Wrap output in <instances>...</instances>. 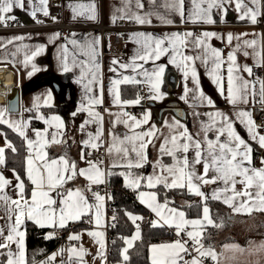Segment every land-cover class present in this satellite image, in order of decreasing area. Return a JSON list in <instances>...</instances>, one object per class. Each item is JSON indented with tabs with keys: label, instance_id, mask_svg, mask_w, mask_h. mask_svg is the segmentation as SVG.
<instances>
[{
	"label": "crops",
	"instance_id": "crops-1",
	"mask_svg": "<svg viewBox=\"0 0 264 264\" xmlns=\"http://www.w3.org/2000/svg\"><path fill=\"white\" fill-rule=\"evenodd\" d=\"M166 2L170 3V0H141V3L144 5L143 8H137L135 0H47V10L48 15L45 16L43 12H37L40 14L42 19L40 20L41 24L49 25L53 24L56 19L60 20L67 25H70L72 29L68 34H62L58 30L54 29H43L35 32H1L0 33V69L8 71L13 77L12 85H8V89L13 92L14 90L18 91V112L9 113L6 112L4 115L5 120L11 121H20L27 125L24 128L25 137H21L18 132L14 131L13 128L9 127L6 123H0L7 126L14 132H16L23 140L25 145V170L27 168L26 160L29 158V149L27 147V140L37 141L35 133L39 131L42 136L40 141L34 144L32 150V157L35 160L36 151H40L41 154L46 153L45 159L50 163L52 160L60 161L61 157H64L69 165L74 163L76 165L77 174L73 176L72 179L66 180L62 187L56 189L51 193L53 199L57 201V204L54 205L57 209V219L59 213V201L66 196L67 191H76L80 190L85 199L89 204L93 205L91 209L88 210L86 215H83L77 221H68L66 222L65 227H41L49 228L54 232L49 233L48 235L53 238L60 232V229L68 228L67 233L65 234L66 245L63 249V254L66 255L67 264H107L104 259V255L107 254L108 250V233L105 229L106 215H107V204L106 197L102 192H97L99 196L103 197L102 201H97L95 199V194H89V186L91 185H100L103 186L106 184V170L108 168H128L126 165L129 160L135 161V153L129 152L127 158L124 157L123 152H117L116 148L118 147H128L131 148L130 143L121 145L120 140H123L126 136H133L135 134L147 131H154V135L151 138H145L146 140L150 139L151 142L147 144L145 154L148 157V162L143 165V167L136 168L142 169L145 171L144 180L142 182L143 188L140 187V180L136 179L134 176L127 174V178L130 179L129 185H132L134 181L139 180V187L128 186L132 191L137 188V191H134L135 199L137 202L145 207L151 217L152 222H157L158 226L170 227L165 223V219L172 221V226L176 233L177 229L175 224L183 223L181 218L178 215L169 213L168 209H176L177 212H183L180 209H177L169 204L162 209L163 218L157 216L147 205L142 203L139 198L141 192L145 193L143 199L150 203H159L164 204L157 199L153 202L149 200L150 194H154L150 189L156 187L157 185H164V182L155 184L154 187H148V177L152 176H164L168 177L169 183L171 182V175L166 171H161V169L156 165L157 161L164 164L166 167L172 166L175 161L172 156L167 155L166 153H161L160 145L164 143L165 139L171 138L172 135L180 136V133H183L185 129L187 134L190 135L194 141H199L202 145V153L207 157L208 145L207 140L213 142L216 141L217 137H220L221 142L228 141L227 131L223 135L220 134L218 129L222 126L221 117L215 116V113H222L223 115L229 118V121L232 123V127L235 129L236 134L241 137L250 147L251 145H256L259 152L257 157H262L264 159V148H260L258 144V137L264 135V125L259 128V132L256 133L254 129V134L257 136V139L254 140L249 134L247 127V118L238 116V113L241 111H247L251 113V119L254 121L252 108L261 104V84L258 81H264V0H259L258 4L253 5L251 0H241L242 10H246L251 7L257 10V22L252 23L249 18L243 20L240 19L241 12L236 10L237 0H231V3H225L222 8H213L212 9V18L213 23L208 24L201 21L191 22L187 20V16L190 11L194 10L191 0H184V11L185 19L182 20L180 15L173 9L166 7ZM34 4L38 5V0H34ZM25 9L21 10L19 8H14L13 12L7 15H14L21 24L23 25H32L35 23V18L29 15V12L32 11V7L27 5V0H25ZM84 5L85 14L83 16H75L73 14V7ZM95 6V20H89L86 17L91 14L89 9L91 6ZM206 7V5H202ZM58 15L56 17L52 14L51 9ZM148 13H152L148 17L150 23L139 24L132 19H116L113 21V17H119L122 15H132L139 14L141 16H146ZM158 15L164 16L165 19L172 20L171 24H167L158 19ZM104 24L109 26H115L113 30H106L103 33H99L95 29L96 26ZM145 33L151 34L156 38H163L166 35L170 36L172 33L183 34L185 32L193 33L192 37L188 38V43L186 46H182L183 55L192 56V57H203L204 48L203 46L197 47L195 45V39L197 37L202 38V33L209 32L214 33L215 35L211 38H206L205 43L210 46V48H215L221 52V58L224 63L221 65L220 72L223 76L221 81L222 86L224 87V95H221V92L216 83L213 82L210 73L213 70L214 65L212 64L211 57L209 58L208 64L203 63L201 59H194L187 62L189 68H195L197 82L192 80L191 73L187 78L184 76L183 67L184 61L177 57V62L179 67L176 64L169 63L170 54H165L159 60H148L147 62L139 59H134L137 56L138 51L141 50V45L138 44L137 40H143L142 37H137L136 33ZM58 35V38L53 39L54 36ZM232 35L233 39L229 42L228 36ZM113 35H120L126 40L125 47L121 54H111L110 50V38ZM15 37H23L21 40H16ZM99 39V44L95 46L96 48V62L99 64V71L96 73L97 82L89 85L92 88L91 92L86 91L85 85H88L90 75H86L85 78L77 83V80L80 79L81 68L79 66L73 67L71 71L64 72L62 69V60L63 48L67 47L69 64L71 66L72 55L76 54L77 61L84 60L88 62L91 67V61L89 57L80 55V49L74 48L68 41L71 39L77 40L81 45L85 44L88 41H94ZM11 41V43H9ZM252 41H255V44H251ZM37 46H42L44 51L39 56H36L34 59L25 63L26 55H31L32 51L35 50ZM235 50L236 65L239 67V75L242 76L245 80L249 81L250 93L248 96V103H239L237 105H232L228 103L225 99L227 94V67L228 61L227 56L229 52ZM245 52L248 55H245ZM116 60L118 63L113 64L112 61ZM35 64L39 69L38 71L33 72L32 65ZM121 64H128L130 67L122 68ZM137 65L135 71L131 65ZM164 67V73L159 83V93L162 95V98L151 99L146 106L141 109V112L136 115H124V110L127 107H133L137 104H126L115 103V97L117 91L121 85H144L147 90L154 91L152 89V83H155V78H153L150 83L148 78L143 76L144 71L149 73L153 72L158 66ZM259 65V66H257ZM247 66L249 68L255 69V67L262 69V74L254 75L253 73L249 75L247 72L243 71V68ZM111 69H115L112 71ZM171 72V75L174 77L175 84L173 88H170L166 83V78ZM33 74L29 76V73ZM87 73V69H85ZM52 75L63 81L65 90L62 96L56 97L52 89L48 84L41 86H36L35 88H29L28 84L39 78L40 76ZM125 76L133 77L136 82L122 83L118 86H113V80H123ZM256 93L255 96L251 95L253 90ZM113 88L111 94L109 89ZM185 88L188 89L187 94L185 93ZM8 91V93L10 92ZM51 92V100L46 105L45 99L47 98V93ZM200 93H203L208 100L212 101V104L209 105L207 100L200 97ZM12 94V93H11ZM10 94V95H11ZM156 92L154 91V96ZM3 97L5 95H2ZM120 96V93H119ZM0 102V110L6 108V99ZM89 97H95L101 100V103L96 105L89 104ZM122 102L127 101L122 99ZM168 101H177L180 103L181 107L184 110V118H177L171 111H164L161 118L157 114V108H160L164 103ZM155 105L156 108L153 109L152 106ZM49 108H56L58 111L56 113H50L45 111ZM87 108L94 113H98L100 119L95 120L88 115V111H77V109ZM75 113V115H73ZM148 114L149 119L147 123L141 124L139 127H128L124 123L125 120L128 121L129 125H134V121L128 119V117H135L138 120H142L144 115ZM53 116H59L63 121V126L60 128L56 127V122L51 121L50 118ZM43 117V119H40ZM49 121L45 123V121ZM85 121H89L85 124ZM244 121V122H242ZM32 123L42 124L41 127L33 126ZM182 125V127H176V125ZM81 125H84L83 129ZM153 125L155 128L153 129ZM256 127V126H255ZM101 131L99 140L93 139L97 130ZM47 130V131H45ZM56 133V141L52 142V134ZM207 137V140L205 139ZM47 143H43L44 141ZM6 138L3 135V132L0 130V148H6L5 144ZM85 141H91L98 146L92 147L91 143L85 145ZM8 142V141H7ZM184 142V141H182ZM9 143V142H8ZM139 144V141L136 142ZM234 144V141L232 142ZM43 144V147H41ZM112 148V152L109 153V148ZM168 147H171L169 143ZM215 148L219 149L218 143L215 144ZM252 148V147H251ZM253 149V148H252ZM93 150L100 151V157L93 161L88 160L90 153ZM195 146L190 145V148L187 153L183 151L176 152V156L180 159H183L184 156H187L188 160L191 162L195 159ZM253 157L252 164H259V160L254 157L253 151L251 153ZM92 161L97 164L99 169L104 173L103 183H92L90 180L86 179L84 176L79 175L81 169H88L89 163ZM37 165H41L43 161L36 160ZM63 169V165H58ZM54 168L57 166H53ZM263 167V166H261ZM254 168V167H251ZM255 169V168H254ZM195 171L198 175L204 176V167L203 163L195 164ZM0 174H2L6 179L10 181V184L5 186L4 191L0 192V195H7L11 199H18V189L16 188L17 183L20 181L16 180V174L8 169L4 168V164L0 165ZM94 174V173H90ZM65 175H71V171L65 173ZM217 175V173L210 169L207 176H204L205 179H212ZM237 181L241 178L236 177ZM24 183V182H23ZM194 183L199 187V189L205 188L208 186L206 196L208 200L214 201L212 207L215 203H219V199H212L214 192L218 191L220 199H225L233 195L232 185H228V190L224 191L225 185L222 180H217L215 183L205 184L202 181H194ZM25 187H28V195L26 198H31V191L33 185L27 179L26 173V182L24 183ZM204 186V187H203ZM174 188V187H172ZM180 188V187H175ZM187 187V181H185V187ZM244 185L237 182L235 184L236 192H243ZM189 191V190H188ZM248 191L253 194L257 191L255 187L249 189ZM57 193H62L63 195H58ZM194 194L193 192H190ZM155 195V194H154ZM203 199V198H202ZM247 197H236L235 203H239L241 200H245ZM96 205H99V218L100 224H96L97 218V208ZM227 205V204H226ZM228 206V205H227ZM184 213V212H183ZM215 215L219 218L221 222L222 214L220 212L213 213L212 209L209 211V217L213 221ZM262 221L264 222V212H261ZM204 213L202 218L199 219L203 221V227L193 226V225H183L180 235H185L187 241L179 240L185 243L188 251L186 253L182 252L180 255L183 259L178 261V264H184L185 261H191L193 258H197L198 253L194 250L193 240L188 237L187 232H201L202 235L197 237L200 240L205 249L211 248L218 254V261H213L210 257V262L216 264H224L225 261L231 259L233 256H238L245 254L251 258V262L248 264H253L254 259L262 257L260 264H264V251H257L258 247H255L256 257L248 254L247 252L240 253L232 249H226L225 245H229L228 241L225 242L227 237L231 239L246 237L247 233L243 230L244 225H239L233 227L230 231L222 230L220 227H216V230L204 227H211L208 225L207 221L203 220ZM184 220L193 221L196 219H189L184 213ZM88 220L89 225L81 224L79 227L70 228L71 224L77 225L81 221ZM15 217L11 221L8 220V214L5 212L3 202L0 201V230H3V236L0 237V242L4 241V238L8 234V225L14 223ZM26 221H30L36 226L35 222L25 219L21 224L19 231L24 232V224ZM132 221L135 223L136 220ZM243 222L245 225L254 227L255 223H251L250 219H244ZM215 225H219L215 223ZM40 227V226H38ZM74 228V229H73ZM138 228V226H136ZM131 233L129 237L124 239V250L130 248L135 240H132V237L135 234V230ZM70 229V230H69ZM89 232H100L103 235L101 237H93L88 235ZM79 236V239L71 240L70 236ZM208 237V238H207ZM131 238V244H127L126 240ZM18 239V237H17ZM206 239L209 241L205 243ZM174 240L168 243L153 244L149 246L148 257L151 264L155 260L157 264H162L163 261L169 259L168 250L158 249L157 251H152L153 246H158L162 244H171L176 242ZM101 242L103 247L101 248ZM230 246V245H229ZM75 249L76 251H72ZM80 249H83L86 253L82 257L77 255ZM9 252L14 254L16 258L18 257V248L15 242L9 243L8 247L0 248V264H7ZM60 251L55 250L52 252L44 261H40L37 264H49L53 259L59 257ZM62 255V254H61ZM260 255V256H259ZM205 258V257H204ZM202 258V264H208ZM24 264L25 263V235H24ZM212 263V262H211Z\"/></svg>",
	"mask_w": 264,
	"mask_h": 264
},
{
	"label": "snow or ice",
	"instance_id": "snow-or-ice-1",
	"mask_svg": "<svg viewBox=\"0 0 264 264\" xmlns=\"http://www.w3.org/2000/svg\"><path fill=\"white\" fill-rule=\"evenodd\" d=\"M155 2V0H153ZM192 5L194 7L193 11H190L187 20L191 22H204L211 24L213 23L212 18V9L213 8H222L223 5L227 3H231V0H191ZM259 0H251V3L253 5L258 4ZM136 7L137 8H143L144 5L141 3V0H135ZM27 5L32 7V11L29 12V15H31L33 18L36 17L37 12H43L45 16L48 15L47 10V0H38V5L34 4V0H27ZM202 5H206V7H202ZM166 7L175 10L181 17L182 20L185 19V11H184V0H170V3L166 2ZM26 7L25 0H0V23H4L7 19L15 20L16 17L14 15H7L13 12L14 8H19L21 10H24ZM73 14L75 16H83L85 14V6L79 5L76 7H73ZM236 10L238 12H241L240 19L243 20L245 18H249L251 22L254 24L257 22V15L258 12L254 8H247L246 10H242L241 6V0H237L236 2ZM91 12L90 15H88L86 18L89 20H95L96 14H95V6H91L89 9ZM152 13H148L146 16H141L139 14H132V15H122L119 17L114 16L113 21L116 19H132L134 18L135 21L139 24H145L150 23V20L148 19L149 16H151ZM162 22L171 24L172 20L165 19L164 16L158 15L157 17ZM59 34H56V36L53 37V39L58 38ZM137 37H142L143 40H137L136 42L141 45V50L138 51L137 56L134 59H139L147 62L148 60H159L162 56L165 54H170L169 63L176 64L177 67H179V63L177 62V57L179 56L182 61H184V67L183 72L185 78L188 77L189 72L191 73L192 80L194 82H197V76H196V70L195 68H189L188 63L189 61H192L194 59H201L203 63L208 64L209 58L211 57L212 64L214 65L212 72L210 73V76L213 79V82L217 84L221 95H224V87L221 84V81L223 80V76L220 72L221 65L224 63V61L221 58V52L218 51L215 48H210L205 43L206 38H211L214 36V33L205 32L202 33V38L197 37L195 39V45L197 47L203 46L204 48V55L203 57L197 56H187L183 55V48L182 46H186L188 43V38L193 36V33L191 32H185L183 34L178 33H172L170 36L166 35L163 38H156L153 37L151 34H145V33H136ZM16 40H21L23 37H15ZM233 39L232 35L229 34L228 40L229 42ZM71 45H73L74 48L80 49V55H84L89 57V60L91 61V67L89 66L88 62L84 60L77 61L76 54L74 53L72 55L71 60V66L69 64L68 59V48H63V56L61 57L62 60V69L64 72H69L72 70L73 67L79 66L81 68V75L80 79L77 80V83H80L86 75H90L91 79H89L88 85H85L86 91L91 92L92 88L89 87V85L97 82V76L96 73L99 71V64L96 62V48L95 46L99 44V39H95L94 41H88L85 44L81 45L77 42L75 39H71L68 41ZM11 43V41H9ZM251 44H255V41H252ZM44 51L42 46H37L34 51H32L31 55H26L25 57V63L27 64L29 61L34 59L36 56H39ZM235 50L233 52H229L227 56L228 67H227V94L225 96V99L228 101V103L232 105H237L239 103H248V96L250 93L249 89V81L245 80L242 76H240L238 73L240 71L239 67L236 65V57H235ZM245 55H248L247 52H245ZM113 64L118 63L116 60L112 61ZM122 68H128L130 65L128 64H121ZM259 66V65H257ZM133 70L135 71L137 65L133 64L131 65ZM85 69H87V73L85 72ZM33 72L38 71L39 69L36 67L35 64L32 65ZM112 71H115V69H111ZM244 72H247L249 75L252 74V69L245 66L243 68ZM164 73V67L158 66L156 69H154L153 72L149 73L148 71L143 72V76L148 78L149 82L151 83L153 78H155V83H152V89L156 92V95L153 96V99L162 98V95L159 93V83L161 82V78ZM33 73L30 72L29 76H31ZM129 82H136L133 77L125 76L123 80H113L112 85L118 86L122 83H129ZM261 84V102L264 103V81H258ZM198 86V82H197ZM113 91V88L109 89V93ZM188 89L185 88V93L187 94ZM251 95L255 96L256 93L253 90L251 91ZM200 97L202 99L207 100V103L209 105L212 104L211 100H208L207 97L204 96L203 93H200ZM89 104L90 105H96L101 103L100 99H97L95 97H89ZM51 100V92L47 93V98L45 99V104L47 105L49 101ZM139 98H137L135 101H124L122 102L120 100L119 92L117 91L116 97H115V103L121 104H138ZM88 111V115L92 117L95 120H99V114L94 113L91 110L87 108L77 109V111ZM9 109H3L0 110V123H6L9 127L13 128L14 131L18 132V134L21 137H25L24 128L27 127L26 124L20 122V121H11V120H5L4 115L6 112H8ZM75 115V113H73ZM124 115H127L125 113ZM215 116L221 117V124L222 126L218 129L221 135L224 134L225 131H227L228 134V141L227 142H221L220 137L218 136L216 141L213 142L211 140H207V137L205 139L207 140L208 145V152L207 157L203 155L202 153V145L199 141H194L193 138L187 134V130L183 133H180V136L172 135L170 140L165 139L164 143L160 145V151L161 153H166L167 155L172 156L175 163L170 166L166 167L164 164L160 163V161L156 162V165L161 169V171L168 172L172 179L169 183L168 177L164 176H149L148 179V187H154L155 184L160 183L161 181L164 182L165 187H185V181H187V187L189 192H195L198 196H203L204 194L200 191L199 187L194 183V181H202L205 184L208 183H215L217 180H222L225 189L224 191L228 190V185H232V192L233 195L230 197H227L223 200L225 204H227L230 208H233L234 212L240 213V212H246L250 214L253 210L255 211H264V168L260 169H254L251 168V153L253 149L243 140L239 135L236 134L235 129L232 127V123L229 121V118L222 113H215ZM238 116L247 118V127L249 134L252 136L254 140L257 139V136L254 134V128L255 124L254 121L251 119V113L247 111H241L238 113ZM40 119H43V117H40ZM128 119L133 120L135 123L134 125H129L128 121L125 120L124 123L128 127H139L143 123H147L149 116L148 114H145L142 120H138L135 117H128ZM51 121L56 122V127L60 128L63 126V121L60 119L59 116H53L50 118ZM49 121H45V123H48ZM89 121H85V124H87ZM244 122V121H242ZM84 125H81V128L83 129ZM176 127H182V125H176ZM155 126L153 125V129ZM47 131V130H45ZM37 137V141L27 140V147L29 149V158L26 160L27 168V179L31 182L33 185L32 191H31V198L28 199L25 196V185L23 181L20 180V177L16 175V180L20 181L17 183L16 188L19 190L17 195L18 199H11L7 195H0V201L3 202L5 212L8 214V220L11 221L13 219V216L15 217L14 223H10L8 225V234L4 238L3 242H0V248H5L9 246V243L15 242L17 244L18 248V257L16 258L14 254L9 252L7 264H24V232L19 231V228L21 224L24 222L25 219L31 220L35 222L40 227H65L66 222L68 221H77L79 220L83 215H86L88 210L93 207V205L89 204V202L85 199V197L82 195L80 190L76 191H67L66 196L59 201L60 207H59V213H58V219H57V209L53 207L57 204V201L53 199L51 193L55 191L56 189L63 186L66 180H70L77 174L76 172V165L72 163L69 165L68 161L61 157L60 161L52 160L50 163L45 159L46 153L41 154L40 151H36L35 154V160L32 157V150L34 147V144L38 143L40 141V138L42 134L37 131L35 133ZM101 135V131L98 129L96 136L93 138L95 140H99ZM154 135V131L150 130L147 132H141L138 134H135L133 136H126L123 140H120L119 143L121 145H124L126 143L131 144V148L128 147H118L116 148L117 152H123L124 157L127 158L129 155V152L135 153L136 160L133 162L131 160L128 161L127 167L128 168H140L143 167L145 163L148 162V157L145 154V149L147 147V144L151 142L150 139L146 140L145 138H151ZM56 133L52 134V142H57L56 139ZM26 138V137H25ZM139 141V144L136 142ZM184 141V142H182ZM234 141V144L232 143ZM48 141H44L43 143H47ZM85 145H88L91 143V141H85ZM169 143L171 144V147H168ZM219 145V149L215 148V144ZM5 144L8 148H11L13 152H15V148L12 147L10 143L5 141ZM195 146L196 152H195V159L193 161H189L187 156H184L183 159H180L176 156V152L183 151L184 153H187L190 145ZM258 144L260 148H264V135H261L258 137ZM92 147H97L98 145L95 143H91ZM41 147H43V144H41ZM109 153L112 152V148H109ZM5 149L0 148V165H3L5 163V155H4ZM36 160L43 161L41 165H37L35 163ZM89 168L88 169H81L79 171V175L84 176L86 179L90 180L92 183H103V175L104 173L99 169L97 164L93 163L92 161H88ZM203 163L204 167V176H207L210 169L214 170L217 175L212 179H205L204 176H200L195 171V164ZM264 163V161H262ZM62 164L63 169H61L58 165ZM57 166V167H53ZM71 171V175H65V173ZM94 173V174H90ZM240 177L241 179L237 181L235 178ZM239 182L244 185V191L243 192H236L235 191V184ZM10 181L6 179L2 174H0V192L4 191L5 186L9 185ZM126 186H134L139 187V180H136L133 182L132 185L127 184V178H126ZM255 187L257 191L253 194L252 192L248 191L249 189ZM58 195H63L62 193H57ZM145 193L141 192L139 194V198L141 199L142 203H146V205L154 212L157 216H160L163 218L162 209H164L167 206V201H165L164 204L159 203H150L148 201H145L143 199ZM247 197L245 200H241L238 204L235 203L236 197ZM95 199L97 201H102L103 197L99 196L98 194H95ZM212 199H220L219 192L216 191L212 195ZM150 201H155L156 197L154 194H150L149 196ZM97 208V218H96V224H100V218H99V205L95 206ZM169 213L178 215L181 220V223L175 224V227L177 229V236L180 235L181 229L183 225H193V226H201L203 227V221L201 220H193L188 221L184 220V213L183 212H177L176 209H168ZM204 217L203 220L207 221L208 225H213L216 227H221V225H214V222L209 217V209L205 207L203 209ZM130 219L136 220L140 219V217H131ZM165 223L168 224L170 227L172 226V221L169 219H165ZM158 226L156 222H153V227ZM88 235L93 237H101L103 234L100 232H89ZM187 235L189 238H191L194 242L193 247L194 250L198 253L197 258H193L191 261H185L184 264H202V258L204 257H210L213 261H218V254L211 248L205 249L202 243L200 242L197 237H200L202 235L201 232H187ZM3 236V230H0V237ZM18 237V239H17ZM50 238V237H48ZM139 238V229L137 228V233L132 237V240H135ZM69 239L76 240L79 239V236H70ZM129 245L131 244V241H126ZM103 247V243L101 242V248ZM226 249H232L234 251H238L240 253H243L245 251L244 248H241L239 245L233 244V245H225ZM158 249L168 250V257L169 259L162 262V264H178V261L183 259V257L180 255L182 252L186 253L188 249L186 248L185 243L177 240L174 243L171 244H162L158 246H153L152 251H157ZM72 251H76L73 249ZM127 249L124 250L126 252ZM257 251H264V243H262ZM86 253L83 249H80L79 252H77V255L79 257H82ZM123 255V253H122ZM127 259V257H124ZM153 264H157V262L154 260Z\"/></svg>",
	"mask_w": 264,
	"mask_h": 264
},
{
	"label": "trees",
	"instance_id": "trees-1",
	"mask_svg": "<svg viewBox=\"0 0 264 264\" xmlns=\"http://www.w3.org/2000/svg\"><path fill=\"white\" fill-rule=\"evenodd\" d=\"M139 85H121L119 93L122 99L127 101H135L138 98ZM31 88V86H28ZM10 91V90H9ZM11 92V91H10ZM45 111L56 113V108H49ZM32 123L33 126L41 127L42 124ZM0 130L3 132L6 140L15 148V152L11 148H5L4 168L13 171L20 177V180L26 182L25 170V145L24 140L13 130L5 125L0 124ZM254 157L259 152L258 147L253 145ZM129 174L140 180V187L143 188L145 171L136 168H108L106 170V186L111 190V197L114 201L113 209L118 212L117 223L108 230V254L104 255L107 264H151L148 257V249L150 245L168 243L176 240V231L171 227L156 226L153 227L152 217L149 211L140 205L135 199L134 191L126 186L125 176ZM139 187V188H140ZM140 188V189H141ZM161 202L167 201V204L182 210L189 219L199 220L202 218L203 209L207 207L209 211L212 209L214 201L208 199L198 200L196 195L190 193L186 188H172L164 185H157L150 189ZM28 187H25V196L28 195ZM131 217H140L139 225H136ZM81 225L79 222L74 228ZM215 225V223H214ZM138 226L139 238L135 240L133 245L124 252V239L129 237L133 230ZM73 228V229H74ZM216 230V226L204 227ZM25 235V263L37 264L44 261L48 255L55 250H59V259H53L49 264H67L61 254L66 245L65 234L68 228L60 229L62 233L60 237L48 238V234L54 232L49 228H41L30 221L24 224ZM70 230V229H69ZM208 238V237H207ZM209 240L206 239L205 243ZM229 241L228 239L225 241ZM123 253V255H122ZM127 257L125 259L124 257Z\"/></svg>",
	"mask_w": 264,
	"mask_h": 264
},
{
	"label": "built area",
	"instance_id": "built-area-1",
	"mask_svg": "<svg viewBox=\"0 0 264 264\" xmlns=\"http://www.w3.org/2000/svg\"><path fill=\"white\" fill-rule=\"evenodd\" d=\"M52 11V14H54L56 17L58 15L54 12L52 8H50ZM42 19L40 14H36L35 17V23L32 25H23L19 22V20L16 18L15 20L7 19L4 23H0V33L1 32H35L43 29H54L58 30L62 34H68L69 31L72 29L70 25L64 24L60 18L56 19V21L53 24L45 25L41 24L40 20ZM115 26H109V25H104L100 24L95 27L96 30L99 31V33H103L106 30H113L115 29ZM126 44V40L121 37L120 35H113L110 38V50L109 52L111 54H121L124 47ZM252 73L254 75H260L262 74V69L261 68H255L253 69ZM138 98H139V103L136 106L133 107H127L124 110V113H127V115H132L136 116L141 112V109L146 106V104L152 99L154 96V91L147 90L144 85H139L138 86ZM252 114L255 122V126L259 129L263 126L264 124V103H261L257 106H254L252 108ZM100 151L93 150L90 153V157L88 160H97L100 157ZM259 160V157L256 158ZM97 192H102V194L106 197V204H107V215H106V223H105V229L108 233V230L112 227H114L117 223L118 219V212L113 209V204L114 201L111 197V190L105 185L100 186V185H91L89 186V193L91 195L96 194ZM81 224L89 225L90 222L88 220L81 221ZM136 225H139V220L135 221ZM75 226V224H71L70 228ZM62 233H58L56 237H60ZM109 238V234H108ZM176 240H182V241H187V237L185 235L177 236ZM109 251L107 250V254ZM62 258L64 261H66V255L62 253ZM59 257L56 259L58 260ZM204 261L208 263L209 258L205 257Z\"/></svg>",
	"mask_w": 264,
	"mask_h": 264
},
{
	"label": "rangeland",
	"instance_id": "rangeland-1",
	"mask_svg": "<svg viewBox=\"0 0 264 264\" xmlns=\"http://www.w3.org/2000/svg\"><path fill=\"white\" fill-rule=\"evenodd\" d=\"M255 68H258V67H255ZM8 91H9L8 87H5L4 91L1 93V95L9 96L11 94V92L8 93ZM5 96L4 97L2 96V97L5 98ZM254 124H255V122H254ZM254 129H255L256 133L259 132V129L257 127H255ZM251 158L253 161V157H251ZM262 161H264V159L260 156L259 162H258L259 164L253 165L251 162L250 167H254L255 169L264 168V163H262ZM261 166H263V167H261ZM126 178H127V176H125V183H126ZM129 181H130V179L127 178V184H129ZM207 189H208V186H205V188L200 189V191L204 194L203 196H198L194 192V194L196 195V198L198 200H202V198L208 199L207 196L205 195L207 192ZM218 202L219 203L214 204V206L212 207V211H213V213H216L217 211L220 212L222 214V216H221L222 221L220 222L219 218L215 215V219L213 220V222L218 223L219 225L222 224V226L220 228L222 230H228V231H230L235 226L244 225L243 230H245L247 233L246 237H239L237 239H235V238L231 239L230 237H227L226 239L229 240L228 244L229 245H233V244L239 245L241 248L245 249V252L256 257L257 254L254 250L255 247L259 248V246L262 243H264V222L261 219L262 218L261 212H264V211L253 210L250 214H248L246 212L237 213V212L233 211V208H230L229 206H227L223 202V199H219ZM247 218L250 219L251 223H255L254 227H250V226L245 225L243 220L247 219ZM136 233H137V228L135 230V234ZM51 235H52V233H51ZM51 235L50 236L48 235V237H51ZM126 241H132V240L130 238V239H127ZM261 261H262V257L260 256L259 258L254 259L253 264H260ZM211 262L209 260L208 264H216V263H213V261H211ZM250 262H251V258L249 256H247L245 254H241V255H238L235 257L233 256L231 259H228L227 261H225L224 264H248Z\"/></svg>",
	"mask_w": 264,
	"mask_h": 264
},
{
	"label": "water",
	"instance_id": "water-1",
	"mask_svg": "<svg viewBox=\"0 0 264 264\" xmlns=\"http://www.w3.org/2000/svg\"><path fill=\"white\" fill-rule=\"evenodd\" d=\"M166 83L170 88L174 87L175 80H174V77L171 75V72L168 74L166 78ZM44 84H48L50 86V88L52 89L56 97H60L64 93L65 87H64L63 81H61V79L54 77L52 75L40 76L36 80L31 81L28 85L31 86V88H35L36 86H41ZM11 93L12 94L7 96L5 99L6 108L9 109L8 111L9 113H17L19 109L18 91L14 90ZM152 108L155 109L156 106L153 105ZM164 111H171L179 119L184 118V110L181 107L180 103H178L177 101H168L164 103L160 108H157V114L159 118H161L162 113ZM251 147H253V145H251Z\"/></svg>",
	"mask_w": 264,
	"mask_h": 264
},
{
	"label": "bare ground",
	"instance_id": "bare-ground-1",
	"mask_svg": "<svg viewBox=\"0 0 264 264\" xmlns=\"http://www.w3.org/2000/svg\"><path fill=\"white\" fill-rule=\"evenodd\" d=\"M13 77L6 71L0 69V102L3 100L1 93L4 91L5 86L12 85Z\"/></svg>",
	"mask_w": 264,
	"mask_h": 264
}]
</instances>
